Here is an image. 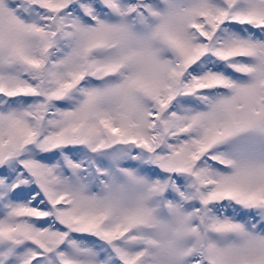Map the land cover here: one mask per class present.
<instances>
[{
    "label": "snow or ice",
    "instance_id": "6c2138e0",
    "mask_svg": "<svg viewBox=\"0 0 264 264\" xmlns=\"http://www.w3.org/2000/svg\"><path fill=\"white\" fill-rule=\"evenodd\" d=\"M0 264H264V0H0Z\"/></svg>",
    "mask_w": 264,
    "mask_h": 264
}]
</instances>
